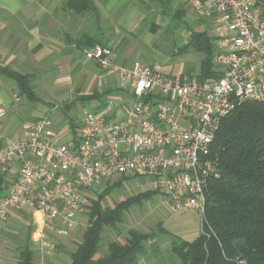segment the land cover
Wrapping results in <instances>:
<instances>
[{"label":"built area","instance_id":"built-area-1","mask_svg":"<svg viewBox=\"0 0 264 264\" xmlns=\"http://www.w3.org/2000/svg\"><path fill=\"white\" fill-rule=\"evenodd\" d=\"M177 1L212 25L219 76H172L141 61L127 68L114 63L110 47L84 50L100 68L119 72L132 105L119 121L113 100L85 110L73 145L56 140L49 116L25 120L17 139H0V173L16 169L0 195L1 218L35 206L42 231L67 236L89 209V191L121 176L146 179L173 211L203 216L208 181L220 175L208 154L223 120L245 103H264V8L259 0ZM9 111L0 102V136Z\"/></svg>","mask_w":264,"mask_h":264},{"label":"trees","instance_id":"trees-1","mask_svg":"<svg viewBox=\"0 0 264 264\" xmlns=\"http://www.w3.org/2000/svg\"><path fill=\"white\" fill-rule=\"evenodd\" d=\"M140 1L148 7L158 4L162 15L172 14L180 22L190 9L176 0L175 8L173 0ZM259 1L264 8V0ZM62 9L82 18V26L73 40L82 51L97 45L112 48L110 42L118 33L112 24L103 22L95 0H64ZM198 22L204 24L207 20L198 16ZM206 25L209 27L208 23ZM179 51L180 54L195 51L202 55V79L219 76L213 63L216 42L208 30L193 29ZM192 70L190 68L188 73ZM0 77L13 80L22 99L41 102L32 88L34 74L0 66ZM93 96L95 94L75 97L67 104V110H74ZM71 124L75 129L73 119ZM208 157L215 161L220 175L208 181L202 231L195 240L183 239L167 231L161 223L149 231L130 228L123 241L106 237L107 228L116 230L117 225L123 224L132 206L159 193L157 190L143 192L117 202L114 207H104L106 196L120 190L129 179L121 176L106 181L103 191H98L97 198L92 199L87 212V229L77 249L70 253L69 264H137L149 256H155L162 264L165 254L158 240L163 236L170 239L171 255L179 264H239L240 259H245L246 264H264V103H245L231 112L223 120ZM8 183L6 172L0 173V195L6 193ZM18 249L17 264H35L30 230Z\"/></svg>","mask_w":264,"mask_h":264},{"label":"crops","instance_id":"crops-1","mask_svg":"<svg viewBox=\"0 0 264 264\" xmlns=\"http://www.w3.org/2000/svg\"><path fill=\"white\" fill-rule=\"evenodd\" d=\"M63 1L0 0V66H10L16 71L34 74L32 88L41 100L39 106H34L32 112L23 113L33 102L23 101L13 80L0 77V102L10 106L1 131V140L19 138L25 120L49 116L54 124L56 140L73 145L77 142L80 115L73 117V110H67L66 106L75 97L95 94L86 103L78 104L76 110L79 109L81 113L85 110L101 109L108 100H113L117 105L115 116L117 121L124 118V110L132 105L131 92L128 87L121 85L119 72H108L100 68L96 62L86 58L73 41L82 26V18L63 10ZM95 2L102 14L103 22L106 25L112 24L116 28V33L119 34L121 31L125 34L120 45L117 46V38L114 39L115 42H110L114 63L130 68L134 62L142 59L144 53L142 44L148 46L147 38H150V41L155 38L149 26L152 25V30L157 28L163 15L156 9L158 6H153L154 11L148 9V13L153 16L149 15L150 18H147L148 13L144 6L140 4L137 6L132 0H95ZM206 24L207 22L204 23L207 27ZM200 64L193 68L190 74L188 70L191 67L179 72H165L161 66L160 69L164 74L172 76H200ZM71 119L76 123L75 129L72 128ZM5 172L10 181L16 169L8 168ZM131 178L136 177H129L125 182H129ZM136 179L148 183L144 178ZM99 187L89 191L90 202L96 199L93 194H96ZM85 214L86 212L79 215L77 226L67 236L51 230L42 231L44 217L35 206L8 210L5 218L0 217V223L6 222L8 217H20L28 221L26 234L28 230L31 231L33 250L35 259L38 255V264H60V261L69 264L71 258L69 259L68 256L77 249L87 229V224L83 223ZM173 218V221L170 220L168 223L175 228L178 217ZM166 223L164 222L163 226L167 231L188 241L195 240L202 231V217L199 228L196 225L179 226L178 233L169 229ZM13 227L18 228L15 223ZM161 250L165 254L162 264H179V260L171 255L170 241L163 243ZM51 257L55 260H51ZM137 264L161 263L155 256H149L140 259Z\"/></svg>","mask_w":264,"mask_h":264},{"label":"rangeland","instance_id":"rangeland-1","mask_svg":"<svg viewBox=\"0 0 264 264\" xmlns=\"http://www.w3.org/2000/svg\"><path fill=\"white\" fill-rule=\"evenodd\" d=\"M132 1L135 2L137 6H139V4L143 5L147 13L149 8L152 9L151 11H154L152 7L158 6V4H153L152 6L148 7L147 4H143L140 0ZM177 6L178 3L173 0V7L175 8ZM156 9L160 12L159 7H157ZM149 15V13L148 15H146L147 18L153 16L152 14L150 16ZM162 17L163 18H161L160 25L157 26V28L155 27L154 30H152V25L149 26L151 28V31H153V34H155V38H153L151 41L150 38H147V44H149L148 46L145 43L142 44L144 53L140 61L151 65H159L165 72H179L183 71L186 67H198L202 55L195 51L180 54L179 48L187 43L190 33L193 29L199 30L206 28V30H208L209 33L213 35L212 25L208 28L202 22L199 23L198 16L190 9L187 10L186 16L181 22L180 20L175 19L172 14L168 16L163 15ZM124 36V32L120 31L118 36L116 37L117 39L115 38L116 43H118L117 45L121 44V39H124ZM112 41L115 42V40ZM23 101L26 100L23 99ZM29 106V108L26 107L23 113H27L28 111L32 112L34 106H39V103H30ZM72 113L73 117H76L78 115H80L81 117L82 115L80 110H76V108L72 111ZM22 116H24V114H22ZM79 120L80 119L78 118V123ZM141 180H143V178H141ZM103 189L104 184H102L97 189L96 194H93L94 198H97L96 196L98 191L102 192ZM151 190L152 188L148 183L141 182L136 178H131L129 182L124 181V186L120 190H114L110 195L106 196L102 204L104 207H114L117 202H121L129 197ZM87 212L84 215L83 223L87 224L88 226ZM174 216L178 217V221L177 225L174 226L175 228H172L168 221H173ZM164 222H167V227L169 229H172L174 233H178L179 229L177 227L179 226L182 227L186 225V227H189L190 225V227H192L196 225L199 228L201 215L197 211L192 209L173 211L168 205L167 199L164 194L159 192L153 197L144 199L141 203L132 206L126 213L123 224L117 225L116 230L107 228L106 237L123 241L130 228L149 231L156 229L160 223L164 224ZM11 223L13 225L15 223L18 228L13 227ZM28 224V221H25L20 217H8L6 222L0 223V264H17L19 255L18 248L24 243ZM158 241L161 246L163 243L169 242L170 239L163 236L160 237ZM36 256L37 259H35V264H38V255ZM68 258L70 259V256H68ZM51 260L55 259L51 257ZM63 263L65 264V261ZM63 263L60 261V264Z\"/></svg>","mask_w":264,"mask_h":264}]
</instances>
